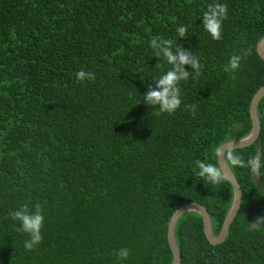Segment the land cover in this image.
<instances>
[{"label":"trees","instance_id":"1","mask_svg":"<svg viewBox=\"0 0 264 264\" xmlns=\"http://www.w3.org/2000/svg\"><path fill=\"white\" fill-rule=\"evenodd\" d=\"M209 2L0 0V264H173L169 223L190 203L207 208L219 235L234 188L201 179L195 161L220 167L215 148L252 131L251 104L264 87V0H221L229 14L219 40L202 25ZM154 36L200 58L173 114L140 102L171 67L150 48ZM244 53L239 70H224ZM81 68L95 78L78 82ZM258 117V140L234 150L245 161L264 155V98ZM227 162L243 191L239 213L219 245L201 214H184L175 231L181 264H264V224L251 229L264 195L248 167ZM23 204L45 216L32 250L9 215Z\"/></svg>","mask_w":264,"mask_h":264},{"label":"clouds","instance_id":"2","mask_svg":"<svg viewBox=\"0 0 264 264\" xmlns=\"http://www.w3.org/2000/svg\"><path fill=\"white\" fill-rule=\"evenodd\" d=\"M229 6L221 0H211L207 4V9L202 12L203 28L208 32L213 39L219 40L222 38L224 20L228 17ZM179 37L187 35L188 26L180 25L177 27ZM176 46V52L173 51V46ZM150 48L154 51L155 55L163 58V60L171 67L163 72L158 77L154 78L156 86L150 88L142 96V101H146L150 106H158L161 113L173 114L177 109L181 108L183 103L182 90L180 82L187 80L191 73L194 71L197 75L200 71V58L191 50H186L180 45H176L173 39L164 38L163 36H154L149 41ZM247 53L232 54L225 65V71L235 72L240 69L241 62ZM191 66V71L186 67ZM77 81L92 80L95 74L81 68L75 73ZM192 107L194 105H188ZM215 156L221 163L224 160L230 162L233 166H246L253 173L264 169V155L259 151L248 158L247 161L243 160L241 156L234 152L230 147L219 145L215 148ZM194 171L204 181L210 182L213 185L220 183L224 180L225 173L222 167L212 162H206L203 159L195 161ZM14 221H19L18 231L27 233L29 238L24 241V247L27 250L34 249L42 240V229L45 223V216L43 209L39 204L34 205V210H30L28 204H23L21 207L9 213ZM121 259H127L130 255L128 248H121L117 253Z\"/></svg>","mask_w":264,"mask_h":264},{"label":"water","instance_id":"3","mask_svg":"<svg viewBox=\"0 0 264 264\" xmlns=\"http://www.w3.org/2000/svg\"><path fill=\"white\" fill-rule=\"evenodd\" d=\"M257 50L261 58L264 60V38L259 42ZM263 98H264V87H262L256 93V95L253 98L252 104H251V117H252V123H253V128H252L251 133L240 140L226 142L222 145H225V147H230L233 150H235V149H244L246 147H249L255 144V142L258 140L261 134V123L258 117V105ZM219 165L224 170L225 177L228 179V181L232 184L234 188L233 204L225 219L223 227L219 235L215 236L213 233L211 216L208 210L205 208V206H203L200 203H190L180 208L172 216L170 223H169V229H168V240H169L172 252L174 254L173 264L182 263L181 254H180L177 242H176L175 231H176V226H177L178 221L184 214H187L190 212H197L201 214L204 219L205 234L209 242L213 245H219L223 243L225 239L227 238L229 228L239 213V210L241 208L242 201H243L242 188L239 182L237 181L233 171L231 170L227 160H224L222 163L219 161ZM253 182L256 188L259 190V192L262 195H264V185L261 181L259 171L253 173ZM263 224H264V217L262 215H255L253 223L251 225V229L257 230L261 228Z\"/></svg>","mask_w":264,"mask_h":264},{"label":"rangeland","instance_id":"4","mask_svg":"<svg viewBox=\"0 0 264 264\" xmlns=\"http://www.w3.org/2000/svg\"><path fill=\"white\" fill-rule=\"evenodd\" d=\"M207 209V208H206Z\"/></svg>","mask_w":264,"mask_h":264}]
</instances>
